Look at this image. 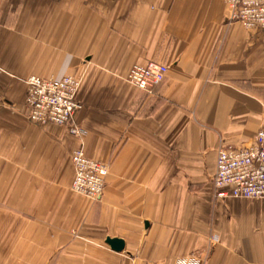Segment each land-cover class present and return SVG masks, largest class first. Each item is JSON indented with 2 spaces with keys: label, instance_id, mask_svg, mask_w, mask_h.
<instances>
[{
  "label": "crops",
  "instance_id": "obj_1",
  "mask_svg": "<svg viewBox=\"0 0 264 264\" xmlns=\"http://www.w3.org/2000/svg\"><path fill=\"white\" fill-rule=\"evenodd\" d=\"M225 0H0V264H264V200L216 198L218 150L264 128V29ZM169 66L151 92L134 64ZM31 75L82 80V129L31 122ZM109 164L72 190V153ZM108 238L126 243L117 252Z\"/></svg>",
  "mask_w": 264,
  "mask_h": 264
},
{
  "label": "built area",
  "instance_id": "obj_2",
  "mask_svg": "<svg viewBox=\"0 0 264 264\" xmlns=\"http://www.w3.org/2000/svg\"><path fill=\"white\" fill-rule=\"evenodd\" d=\"M225 1L230 23H240L250 29H264V0ZM168 69V65L158 62L134 64L126 79L135 88L151 92L164 80ZM25 83V103L31 122L41 126H66L72 135L82 133V129L75 124V116L83 106L78 98L81 79L73 75L61 78L31 75L25 79ZM72 164V190L93 200L100 199L107 185L109 164L90 157L84 147L73 151ZM213 186L216 198L264 200V128L257 132L250 145H227L218 150ZM177 264L201 263L198 259H192Z\"/></svg>",
  "mask_w": 264,
  "mask_h": 264
},
{
  "label": "water",
  "instance_id": "obj_3",
  "mask_svg": "<svg viewBox=\"0 0 264 264\" xmlns=\"http://www.w3.org/2000/svg\"><path fill=\"white\" fill-rule=\"evenodd\" d=\"M107 243L117 252H122L126 246L125 241L120 238H108Z\"/></svg>",
  "mask_w": 264,
  "mask_h": 264
}]
</instances>
